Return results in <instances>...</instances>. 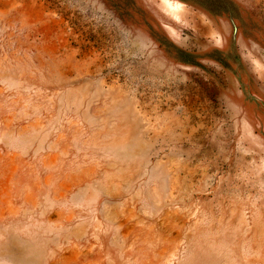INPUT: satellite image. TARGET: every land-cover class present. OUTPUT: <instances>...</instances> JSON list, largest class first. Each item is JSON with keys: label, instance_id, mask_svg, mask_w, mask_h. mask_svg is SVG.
I'll list each match as a JSON object with an SVG mask.
<instances>
[{"label": "rangeland", "instance_id": "obj_1", "mask_svg": "<svg viewBox=\"0 0 264 264\" xmlns=\"http://www.w3.org/2000/svg\"><path fill=\"white\" fill-rule=\"evenodd\" d=\"M0 264H264V0H0Z\"/></svg>", "mask_w": 264, "mask_h": 264}]
</instances>
